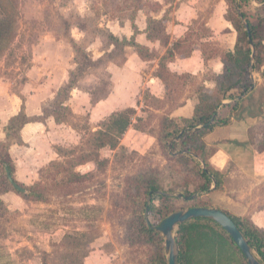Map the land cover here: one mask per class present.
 Instances as JSON below:
<instances>
[{"label": "rangeland", "instance_id": "1", "mask_svg": "<svg viewBox=\"0 0 264 264\" xmlns=\"http://www.w3.org/2000/svg\"><path fill=\"white\" fill-rule=\"evenodd\" d=\"M221 1L192 0L194 8L203 12H199V18L190 26L191 41L208 36L205 25L215 11L225 8L229 12L232 0H226L227 6L223 4L222 8L218 6ZM187 2L189 0H17L16 8L8 9L7 17H0L13 22L12 35L0 54V82H9L18 91L26 76L35 78L62 67L63 75L74 73L72 89L92 93L107 81L106 68L121 67L127 55L133 52V49L128 52L115 49L111 29L107 26L124 25L133 17L139 20L140 11L146 18L150 14L159 17L168 11L167 23L173 20L174 8L180 10ZM146 20L144 18L143 22ZM213 48L210 49L217 52L215 46ZM85 55L94 60L102 57L103 61L93 66L85 60ZM69 82L45 109V115H56L60 122L81 130V141L66 148L60 162L43 169L41 182L35 187L45 201L23 198L24 203L8 204L10 210L0 212V264H71V248L64 245V239L66 235L80 233H87L94 242L87 251L81 252L87 257L75 259L76 264H87V258L98 255L91 263L146 264L152 256V248L132 243L126 237V225L132 213L125 198V187L129 177L147 169L162 170L168 159L159 144L141 155L135 149L145 139L133 137L136 142L133 144L128 137L126 143L130 146H123L126 151H117L124 154V158L116 160L117 152L104 149L100 155L109 160L107 168L99 171L97 166L84 167L81 172L89 174H85L84 179L77 178L73 161L92 151L88 140L94 132L92 127L98 129V126L89 124L90 110L86 107L85 112L78 115L63 105L72 90L63 92ZM83 100L87 97L82 96V103ZM136 100L141 103L139 115L149 121L148 129L157 130L160 118L154 110L164 109L163 102L155 101L146 90H142ZM152 220L155 224L162 222L156 216Z\"/></svg>", "mask_w": 264, "mask_h": 264}, {"label": "crops", "instance_id": "2", "mask_svg": "<svg viewBox=\"0 0 264 264\" xmlns=\"http://www.w3.org/2000/svg\"><path fill=\"white\" fill-rule=\"evenodd\" d=\"M223 4L227 6L226 0L221 1L218 6L222 8ZM260 6L255 0H251V9ZM174 11L171 15L172 21L165 23L164 20L166 33L170 37L168 46H163L160 41H150L147 33L148 19L152 17L163 20L168 11L162 16L150 14L147 18L145 13L140 11L139 20L133 17L124 25L118 23L113 27L107 26L111 29V36L128 42L134 39L136 44L149 48L155 57L143 60L137 48L126 47L127 52L129 49H133V52L127 55L123 65L116 68L111 65L105 70L107 80L110 82L109 94L105 99L94 102L92 93L84 91L81 93L77 89H72L63 104L78 115L85 112L83 111L85 107L90 110L89 124L98 126V129L92 127L93 133L102 130L103 125L114 113L135 110L133 124L121 140V147L130 146L126 143L129 136L132 138L141 136L145 141L135 149L141 155H145L158 144L156 137L134 128L137 119L148 121L139 115L141 103L136 98L141 95V91L146 90L155 101L163 102L164 109L154 110L159 118L167 116L176 120L192 119L197 104L195 93L197 86L204 85L209 92L214 91L216 84L213 76L220 75L224 68L222 56L224 53L234 51L237 43L238 33L227 18V9H219L210 16L205 25L208 36H202L198 41H191L193 31L190 26L203 11L194 8L192 0L181 5L180 10H176L175 7ZM144 18L147 19L146 22H143ZM187 37L189 41L184 46L190 44L191 53H176L175 57L167 62V69L175 77L174 82L177 84L173 89L175 91L169 94L171 89L157 76V72L167 51L174 43ZM216 42L217 45H214ZM214 46L217 50L215 53L212 50ZM101 58L98 57L96 60ZM57 62L62 66L61 61ZM151 65L153 67L148 72ZM62 70V67H56V71L47 75L35 78L26 76L18 91L14 90L9 82H0V141H7V127L15 117L24 113L33 119L20 131L22 142L13 141L9 148L15 165L13 178L26 188L40 183L39 178L43 169L60 162L61 153L81 141L79 134L81 130L60 122L56 115H45V109L57 99L60 90L70 80L71 71L63 75ZM254 82L253 91L243 98L231 123L217 127L205 138L208 148L215 151L210 164L223 175L224 180L222 189L214 190L213 185L211 191L202 197L209 208L222 210L234 217L248 218L264 231V76L261 73L256 74ZM82 96L87 97L83 103ZM228 103L230 101L224 102ZM131 142L134 144L133 140ZM89 166L96 164L89 162L79 165L75 167V173L88 175L89 172L83 173L81 168ZM24 190L26 193L23 194H27L28 190ZM23 198L12 191L1 195V199L9 208L8 204L17 206L24 203ZM188 233L186 246L188 264H244L232 244L217 229L194 223L190 225ZM94 258L97 260L99 255L87 258V264H93L91 262Z\"/></svg>", "mask_w": 264, "mask_h": 264}, {"label": "trees", "instance_id": "3", "mask_svg": "<svg viewBox=\"0 0 264 264\" xmlns=\"http://www.w3.org/2000/svg\"><path fill=\"white\" fill-rule=\"evenodd\" d=\"M261 6L251 9V0H232L227 15L228 20L233 24L238 33L237 43L234 51L224 53L222 62L223 72L213 76L216 87L213 92L206 90L204 85L196 88L197 104L195 106L192 119L176 120L170 117H161L158 129H148L149 121L137 119L134 128L140 132L148 133L156 137L157 142L167 157V165L162 170L147 169L127 179L125 187V198L128 208L131 209V218L126 225L127 240L132 243L148 245L152 248V256L146 264H168L165 253L164 240L162 235L152 227L159 226L152 220L153 216L163 221L172 213L188 210L197 207H210L203 200L202 195L209 193L211 187L220 190L223 187V175L216 171L210 164V159L214 154V149H209L205 143V138L217 127L227 126L231 123L233 115L237 112L243 98L249 95L254 87V76L261 73L264 76V0H255ZM17 0H0V17L9 15V10L16 8ZM12 7V8H11ZM4 17V18H5ZM157 20L152 17L148 19V39L152 42L160 41L163 46H168L170 37L166 33L164 20ZM12 21L0 18V54L4 50V43L12 35ZM115 49H125L128 46L137 48L139 56L143 60H151L155 54L149 48L135 43L134 39L120 41L111 36ZM189 41L185 38L173 44L167 51L160 63L157 76L161 78L171 89L175 88V77L167 69V62L175 57L176 53L190 54L192 47L184 46ZM85 60L93 66L101 65L103 58L93 60L84 56ZM74 73L64 91L74 88ZM110 82L104 81L101 88L92 92L93 101L99 102L109 94ZM225 101H230L224 104ZM64 111L66 109L63 108ZM135 110L128 109L123 112L114 113L103 125V129L90 135L88 144L92 151L85 152L78 161L74 162V167L89 162H94L99 171L107 168L109 160L101 159L99 151L110 148L112 151L123 150L121 140L133 124ZM58 118V117H57ZM59 120V118H58ZM33 119L28 118L24 113L15 117L7 127V141H0V212L6 213L8 208L1 195L14 192L25 199L33 201H45L40 195L38 188H26L16 182L21 188L28 190L27 194L17 191L8 178V171L14 176L15 165L9 153L10 144L13 141L21 143L20 131ZM142 123V124H140ZM129 138L132 137L129 136ZM135 142V141H134ZM136 143V142H135ZM139 146V145H137ZM137 154L133 152V155ZM125 155L117 153L115 159L118 160ZM120 160V159H119ZM123 160H121L122 162ZM77 178L84 179L80 174L75 173ZM163 193V194H160ZM182 195V198L168 196L167 194ZM150 199V204H148ZM148 209V221L145 217ZM224 212V211H223ZM237 224L242 231L252 249L264 264V231L255 226L248 218H238L224 212ZM204 224L217 229L220 234L228 240L237 251L241 261L247 264L246 259L237 245L225 230L216 223L207 219H194L181 225L176 241L180 247L179 264L187 262V237L191 224ZM94 242L87 233L66 235L64 245L71 248V264L87 257L83 255L84 249Z\"/></svg>", "mask_w": 264, "mask_h": 264}, {"label": "water", "instance_id": "4", "mask_svg": "<svg viewBox=\"0 0 264 264\" xmlns=\"http://www.w3.org/2000/svg\"><path fill=\"white\" fill-rule=\"evenodd\" d=\"M9 181L12 183L14 188L21 192L26 193V191L21 188L14 180L11 173H7ZM163 194V193H160ZM172 197L182 198L181 194H167ZM148 204H150V199ZM146 220L148 221V209L145 212ZM194 219H207L216 223L219 227L227 232L234 243L237 245L239 250L244 255L247 264H263L258 258L248 240L239 229L237 224L225 214L222 210L209 207H197L188 210H181L172 213L166 217L159 226L152 227L155 231L159 232L164 240L165 253L167 255L168 264H179L180 257V247L176 241L177 232L181 225Z\"/></svg>", "mask_w": 264, "mask_h": 264}]
</instances>
